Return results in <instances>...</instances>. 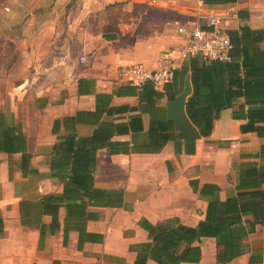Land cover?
I'll return each instance as SVG.
<instances>
[{"label": "crops", "instance_id": "obj_1", "mask_svg": "<svg viewBox=\"0 0 264 264\" xmlns=\"http://www.w3.org/2000/svg\"><path fill=\"white\" fill-rule=\"evenodd\" d=\"M4 3L0 264H136L151 225L174 219L196 226L207 206L203 185L216 186L225 200L238 191L239 166L263 162L264 139L241 132L246 119L234 116L242 98L220 111L208 136L174 137L166 105L181 92L192 58L179 63L163 87L123 81L119 69L154 68L162 51L179 42L177 26L209 10H229L222 25L243 34V42L244 27L264 37V0H25L33 20L3 13ZM8 22L16 24L11 33L3 31ZM252 46L264 49V38ZM82 55L90 66L80 63ZM72 135L88 142L81 156L93 157L89 188L101 191L94 202L82 203L79 194L71 204L63 196L73 187L67 177L73 160L71 151L56 146ZM165 135L170 140L159 145ZM38 199L42 215L35 228L32 201ZM199 245L200 261L188 264H218L215 239L202 237ZM244 245L245 253L225 264H250V253L258 252L262 261L255 264H264V223L255 224Z\"/></svg>", "mask_w": 264, "mask_h": 264}, {"label": "trees", "instance_id": "obj_2", "mask_svg": "<svg viewBox=\"0 0 264 264\" xmlns=\"http://www.w3.org/2000/svg\"><path fill=\"white\" fill-rule=\"evenodd\" d=\"M205 4H225L236 0H200ZM232 48L227 61L206 62L192 58L189 66L183 69L184 75L190 73L192 93L186 101V114L204 137L211 133L214 120L222 109L233 107L238 99L236 118L246 119L240 124L241 132H255L264 139V49H256L253 44L263 40L244 27L243 34L228 32ZM247 105L246 108H241ZM160 128L164 126L159 125ZM165 135L159 145L170 140ZM87 140L68 136L56 150L72 153L71 171L67 175L73 187H66L63 196L68 203H77L79 194L82 203L94 202L101 191L89 188L93 183L91 173L93 157L82 155L87 150ZM112 146L115 142L110 143ZM259 165L239 166L237 192L235 195L220 200L217 187L209 184L202 186L208 196L204 218L196 226H187L170 219L149 227L150 241L141 244L136 264H188L200 261V240L213 237L217 246L216 261L225 264L245 253L244 238L254 232L256 223H264V143L260 147ZM69 159V158H68ZM68 159L65 158L66 163ZM65 163V164H66ZM82 186V191L78 188ZM85 198H87L85 200ZM85 200V201H84ZM252 215L254 220H249ZM262 261L261 252L250 253V264Z\"/></svg>", "mask_w": 264, "mask_h": 264}, {"label": "built area", "instance_id": "obj_3", "mask_svg": "<svg viewBox=\"0 0 264 264\" xmlns=\"http://www.w3.org/2000/svg\"><path fill=\"white\" fill-rule=\"evenodd\" d=\"M24 2L25 0H5L1 9L5 14H23L24 18L33 20L35 13ZM229 15V10H209L193 22L180 24L176 28L179 42L162 51L154 68H146L140 64L123 65L119 69L120 79L136 86L151 82L157 87H163L174 79L179 63L187 59L201 57L208 62L229 60L232 43L229 33L222 25ZM12 24L6 23V28L11 30ZM79 61L85 67L92 62L86 55L80 56Z\"/></svg>", "mask_w": 264, "mask_h": 264}, {"label": "water", "instance_id": "obj_4", "mask_svg": "<svg viewBox=\"0 0 264 264\" xmlns=\"http://www.w3.org/2000/svg\"><path fill=\"white\" fill-rule=\"evenodd\" d=\"M192 93L190 74L184 78L181 92L167 102V119L173 122L174 137L177 139H198L201 137L198 128L190 121L185 106L188 96ZM42 215V200L32 201V225L37 228Z\"/></svg>", "mask_w": 264, "mask_h": 264}, {"label": "rangeland", "instance_id": "obj_5", "mask_svg": "<svg viewBox=\"0 0 264 264\" xmlns=\"http://www.w3.org/2000/svg\"><path fill=\"white\" fill-rule=\"evenodd\" d=\"M19 8V7H18ZM15 24V23H14ZM14 24H12V28H11V30H8L7 28H6V25L4 26V28H3V31L5 32V33H11V31H13L14 29H15V25Z\"/></svg>", "mask_w": 264, "mask_h": 264}]
</instances>
